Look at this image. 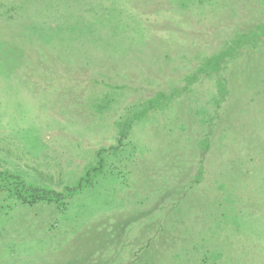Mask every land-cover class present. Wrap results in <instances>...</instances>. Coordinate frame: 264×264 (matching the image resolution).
<instances>
[{"label": "rangeland", "instance_id": "374dc122", "mask_svg": "<svg viewBox=\"0 0 264 264\" xmlns=\"http://www.w3.org/2000/svg\"><path fill=\"white\" fill-rule=\"evenodd\" d=\"M263 20L264 0H0V169L62 190L103 167L62 204L0 181V264H264V39L193 76Z\"/></svg>", "mask_w": 264, "mask_h": 264}, {"label": "trees", "instance_id": "16d2710c", "mask_svg": "<svg viewBox=\"0 0 264 264\" xmlns=\"http://www.w3.org/2000/svg\"><path fill=\"white\" fill-rule=\"evenodd\" d=\"M201 3H208L211 1H199ZM264 39V20L258 22L254 27L247 29L246 31H242L234 41H230L231 44H227L220 52L215 53L212 56H209L205 63L194 73V77L196 78L198 74L205 73L209 74L211 71L218 72L221 68L222 64L226 62V60L235 55L240 48L249 43V40H257L262 41ZM193 77V79H194ZM170 98L169 95H166L164 92H159L155 97H153L147 108H154L157 106L158 102H162L164 98ZM158 97L162 98L159 99ZM137 114L136 116H139ZM102 165L99 167H94L90 171L87 172L86 177L79 181L73 187H65L62 190H56L52 187L38 185L32 182H27L22 176L19 174L13 173L9 170L0 169V181L4 184V186L11 192V194L17 199L21 200L23 203L34 205L39 202H55L57 204H62L63 200L72 196L78 190L86 187L87 185L92 184V173L102 172ZM264 236V230L259 232ZM263 239V238H261Z\"/></svg>", "mask_w": 264, "mask_h": 264}]
</instances>
